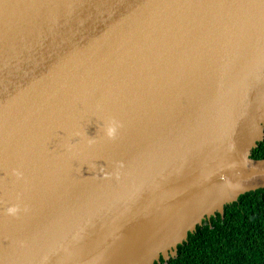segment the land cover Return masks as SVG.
<instances>
[{
    "label": "water",
    "instance_id": "95a60500",
    "mask_svg": "<svg viewBox=\"0 0 264 264\" xmlns=\"http://www.w3.org/2000/svg\"><path fill=\"white\" fill-rule=\"evenodd\" d=\"M263 140L264 0H0V264L175 257Z\"/></svg>",
    "mask_w": 264,
    "mask_h": 264
},
{
    "label": "trees",
    "instance_id": "16d2710c",
    "mask_svg": "<svg viewBox=\"0 0 264 264\" xmlns=\"http://www.w3.org/2000/svg\"><path fill=\"white\" fill-rule=\"evenodd\" d=\"M252 156L264 158V140ZM155 264H264V188L241 194L190 232L178 253Z\"/></svg>",
    "mask_w": 264,
    "mask_h": 264
},
{
    "label": "clouds",
    "instance_id": "9594fccd",
    "mask_svg": "<svg viewBox=\"0 0 264 264\" xmlns=\"http://www.w3.org/2000/svg\"><path fill=\"white\" fill-rule=\"evenodd\" d=\"M113 132H114V128H110V129H109V135H112ZM8 211H9L10 213H12V212L15 211V209H14V208H10Z\"/></svg>",
    "mask_w": 264,
    "mask_h": 264
}]
</instances>
